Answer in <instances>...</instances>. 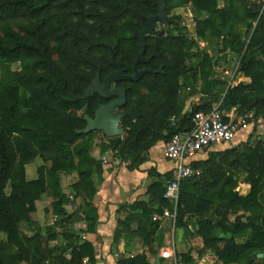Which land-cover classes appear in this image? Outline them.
Returning <instances> with one entry per match:
<instances>
[{"label": "trees", "instance_id": "1", "mask_svg": "<svg viewBox=\"0 0 264 264\" xmlns=\"http://www.w3.org/2000/svg\"><path fill=\"white\" fill-rule=\"evenodd\" d=\"M159 1L173 17L171 30L146 36L145 60L139 68L151 72L137 82L116 83L127 92L121 108L125 134L105 136L102 145V153L111 150L122 162L132 158L136 166L159 140L167 142L182 127L192 128L195 111H209L221 100L222 109L235 107L264 118V0H227L222 7L219 0ZM188 4L203 14L196 19L197 35L208 43L212 37L221 40V46L214 47L219 52H241L238 74L249 81H234L216 92L223 81L216 78L218 61L206 49L198 65L203 95L182 114L183 92L188 89L183 79L192 68L189 49L196 41L175 33L181 16L174 10ZM159 10L156 0H0V233L6 235L0 240V264H96L95 247L82 234L94 232L96 221L89 215L83 219L80 205L67 211L71 193L65 191L62 176L77 173L73 196L89 206L97 192L94 175L103 170V160L91 154L97 131L81 130L85 115L94 117L109 100L98 93L81 97L96 77L102 82L116 68L113 54L123 63L124 74H134L141 51L134 31L147 27L148 17ZM245 22L249 27L256 24L247 44L238 31ZM16 63L18 70L13 69ZM173 116L180 117V127L171 126ZM251 138L196 163L202 175L181 184L176 226L191 237L187 224L194 222L195 234L204 243L197 251L213 247L225 264L264 262V256L258 257L264 253V136ZM38 156L44 163L37 178L28 179L26 164ZM171 177L151 185L150 204L129 205L144 206L141 217L151 234L159 225L153 220L152 201L158 203V212L173 210L164 198ZM238 181L249 185L246 193L237 190ZM46 193L54 198L56 220L42 226L33 215ZM81 220L87 228L79 232L74 226ZM217 230L226 236L214 234ZM193 250L177 252L182 264L194 261ZM145 259L139 255L120 264Z\"/></svg>", "mask_w": 264, "mask_h": 264}, {"label": "crops", "instance_id": "2", "mask_svg": "<svg viewBox=\"0 0 264 264\" xmlns=\"http://www.w3.org/2000/svg\"><path fill=\"white\" fill-rule=\"evenodd\" d=\"M230 52L233 53L232 51ZM238 63L234 71L230 72L228 69L224 71L225 74L231 75V83L234 81L237 83L249 81V78L238 74ZM187 90H189V87ZM187 90L183 92L185 101L183 108L184 106L191 107L193 104L198 103L203 95L200 92L188 95ZM187 111L183 109L182 114ZM244 130H241L232 141L213 145L198 153L194 159H190L191 165L199 171L196 177L201 176L203 173V168L197 166L196 163L206 161L213 154L223 152L228 148L239 146L241 143L248 141L250 135H252V141L258 136L263 137L264 118L253 121L246 131ZM94 137L95 134L93 135L94 147L91 150V154L95 158L103 160V170L94 175L97 192L94 198L91 199L89 206H85L84 201L80 197L75 198L73 192L70 195L71 203L65 205V207L71 213L77 209V205H80V215L83 219L86 215H89L96 221L94 232L82 233L84 239L91 241L95 247L96 264H120L121 260L132 259L139 255L146 257L139 264H182V257L178 256L177 252L187 251L190 247L194 249L192 251L194 261L188 264H225L218 259L213 247L207 246L201 253L197 251L204 247V243L202 238L195 234V231H193V236L187 238L190 239L191 243L187 239L185 241H188V243H184L182 240V236L184 237L183 232H181L182 229L174 225L171 218L162 217L156 220L159 221L158 229L151 234L147 221L141 217L144 206H137L135 209L129 207V205L140 201L150 204L149 189L151 185L169 178L172 164L165 157L166 141L159 140L147 151V159L136 166L132 163V158L122 162L111 150L102 153V145L106 142V137L100 145ZM108 156L112 157L111 161L104 162ZM103 157L106 159H103ZM242 182L244 181H238L237 190H240L242 184L247 185L246 182ZM50 200L51 202H49L52 204L54 199ZM39 203L40 200L37 202V209L39 208ZM149 206L154 210V214H161V212L156 211L158 206L156 201H152V205ZM52 214L55 221L56 216L54 213ZM74 228L79 232L81 229L86 230L87 223L81 220L75 224ZM178 232L179 237L177 239L176 234ZM214 234L222 237L226 236L222 230H217ZM195 237L201 240L199 241L200 243L194 244L192 240ZM244 239L238 238V241H244ZM58 242L60 244L64 242L61 236ZM218 246L222 247L223 242H220ZM259 254H262V256L259 257ZM259 254V258L264 256V253ZM85 261H87V258ZM260 264H264V262Z\"/></svg>", "mask_w": 264, "mask_h": 264}, {"label": "built area", "instance_id": "3", "mask_svg": "<svg viewBox=\"0 0 264 264\" xmlns=\"http://www.w3.org/2000/svg\"><path fill=\"white\" fill-rule=\"evenodd\" d=\"M179 12L178 14L184 18L185 31L194 33L196 26L193 19L189 21L190 17L186 13L183 15ZM221 101L214 103L209 111H195L192 116L193 127H182L166 142L165 157L172 164V177L165 184L164 198L173 205V210L167 208L161 214L156 213L153 215V220L156 221L162 217L171 218L176 225L181 184L199 174V171L189 162L190 159H194L198 153L213 145L232 141L241 130L247 129L254 121L253 111L240 113L235 107L232 110H225L221 108ZM179 121L180 117L173 116L171 126L180 127ZM103 159L106 158L103 157ZM188 226L195 231L194 223H189Z\"/></svg>", "mask_w": 264, "mask_h": 264}, {"label": "rangeland", "instance_id": "4", "mask_svg": "<svg viewBox=\"0 0 264 264\" xmlns=\"http://www.w3.org/2000/svg\"><path fill=\"white\" fill-rule=\"evenodd\" d=\"M259 1V0H256ZM227 0H219L220 3V7L224 6L226 4ZM177 11V12H176ZM181 12L183 15H185V13L190 17L189 21L193 19L195 26H196V19L197 17L201 18L203 17V14H201L200 12H198L193 6L192 4H188L186 6L180 7V8H176L174 10V12H176L178 14V12ZM179 12V13H180ZM181 17L178 19V24H175V33L179 34V33H183L186 34L189 38L194 39L196 42L193 43L189 49V56H188V61L190 66L192 67L190 72L186 75V77H184L183 79V83L184 85L188 88L189 90L187 91H192L191 94H195V93H202V79L200 78V75L198 74V65L199 62L201 60L202 54L204 50H208L209 53L214 56V62L218 61L216 67H215V71H216V78L220 79L221 81H223V84L220 83V85H218L215 89L216 92H218L220 89L223 91L227 90L229 88V85L232 81V77L231 75L225 74L224 71L226 69H228L230 72L234 71L236 64L239 62L240 58H241V52H236L234 51L233 53H231L229 50L227 51H217L216 48H214L216 45L217 47L221 46V40H217V37H212L209 39V43L207 41H205L204 39L200 38L197 33H196V28H195V32L194 33H188L187 31H185L184 27H183V22H184V18L182 17L181 14H178ZM243 24V26H242ZM247 23H241L238 25V31L240 33V35L242 36V38L244 39V42L247 44L251 34L255 28L251 26L249 27ZM157 27L161 30V28H163V26H161L160 23L157 24ZM244 27V28H243ZM231 53V54H230ZM238 68H239V63H238ZM13 69L18 70L20 69V64L16 63L13 65ZM238 71V70H237ZM225 93H221V96H224ZM220 96V97H221ZM192 107V106H191ZM191 107H186L184 106V110H191ZM121 112V109H120ZM172 118V117H171ZM170 118V121H171ZM257 119H259V117H254V122L257 121ZM246 131V129L244 130ZM125 134V133H124ZM96 141H98L99 145L101 144V142L103 143V140H105V135L102 131H97L95 133V137ZM110 159H112L111 156L107 157V160H104V162H108L111 161ZM44 163L43 159L41 157H37L33 160H31L30 162H28L26 164V171H27V178L28 179H34L37 178L38 173H37V169L40 165H42ZM47 165H50V162L47 163ZM77 179V173H72L69 175H63L62 176V180H63V186L65 188L66 191L73 193L72 191V187L71 184ZM244 183V182H242ZM240 190L243 193H246L247 189L249 188V185H244L242 184L240 186ZM50 199H54L53 196L51 195V193H46L43 195V197L40 200L39 203V208L37 209V211L34 213V218L37 219L40 224L42 226H45L49 223H52L54 221V216H53V210H52V204H50L51 200ZM50 201V202H49ZM233 221V218L230 222ZM189 223L187 224V228L190 231H194L193 229L191 230L189 228ZM183 230V229H182ZM181 230V232H183ZM184 234V232H183ZM179 237V232L176 234V238L178 239ZM6 235L4 233H0V240H5ZM188 237H183L182 236V240L184 243H188V241H185ZM189 243H191L190 239ZM194 242V244H197L199 241L198 237L193 238L192 240ZM200 243V242H199Z\"/></svg>", "mask_w": 264, "mask_h": 264}, {"label": "water", "instance_id": "5", "mask_svg": "<svg viewBox=\"0 0 264 264\" xmlns=\"http://www.w3.org/2000/svg\"><path fill=\"white\" fill-rule=\"evenodd\" d=\"M156 2L160 5L159 13L148 17V25L143 30L134 31V36H138L141 40V51L134 62V74H124L123 63L120 60H117L115 54H113L112 65L116 68L105 76L103 83L100 82L99 77H96L93 80V84L84 91V95L81 97L83 99L95 93L100 94L105 99H113L108 103L101 104L97 108L94 117L85 115L87 123L81 132L89 133L91 131H102L107 137L119 136L125 133L124 127L121 125L123 115H115L113 114V111L126 104L127 92L125 89L119 87L112 88V84L127 80L137 82L145 73L152 71L149 68H139V64L145 60V52L147 48L146 36L155 33L158 23L165 24V28L160 31L161 35L169 32L173 21V17L166 14L164 3L159 0H156ZM261 256L262 254H259V257Z\"/></svg>", "mask_w": 264, "mask_h": 264}, {"label": "flooded vegetation", "instance_id": "6", "mask_svg": "<svg viewBox=\"0 0 264 264\" xmlns=\"http://www.w3.org/2000/svg\"><path fill=\"white\" fill-rule=\"evenodd\" d=\"M160 24H161V26H163V28H161V30L164 29V28H165V24H162V23H160ZM158 30H160V29L156 26V31H158ZM161 30H160V31H161ZM156 31H155V33H156ZM155 33H154V34H155ZM100 82H101V81H100ZM101 83H103V81H102ZM113 87H117V86H116V83H113V84H112V88H113ZM112 99H113V98L108 99V100H109L108 102H110ZM108 102H107V103H108ZM121 108H122V107H118V108H116V109L113 111V114H115V115L122 114V113L120 112V109H121ZM122 115H123V114H122ZM121 125H122V122H121Z\"/></svg>", "mask_w": 264, "mask_h": 264}]
</instances>
